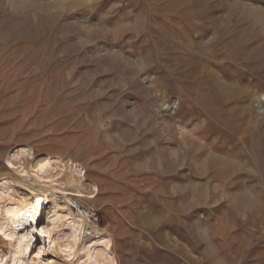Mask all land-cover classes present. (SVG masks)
<instances>
[{"label":"rangeland","instance_id":"rangeland-1","mask_svg":"<svg viewBox=\"0 0 264 264\" xmlns=\"http://www.w3.org/2000/svg\"><path fill=\"white\" fill-rule=\"evenodd\" d=\"M260 92L264 0H0V168L83 164L119 264H264Z\"/></svg>","mask_w":264,"mask_h":264},{"label":"bare ground","instance_id":"bare-ground-1","mask_svg":"<svg viewBox=\"0 0 264 264\" xmlns=\"http://www.w3.org/2000/svg\"><path fill=\"white\" fill-rule=\"evenodd\" d=\"M168 100L174 110L178 100ZM85 202L95 201L73 157L7 151L0 168V264H119L113 233L91 219Z\"/></svg>","mask_w":264,"mask_h":264},{"label":"built area","instance_id":"built-area-1","mask_svg":"<svg viewBox=\"0 0 264 264\" xmlns=\"http://www.w3.org/2000/svg\"><path fill=\"white\" fill-rule=\"evenodd\" d=\"M78 208H80V211L82 213H85L86 212V210H85L86 208H84L83 206L78 207ZM89 216L91 217V219L93 221H95L96 223H99L98 215H97V212L95 210L92 209V211H90Z\"/></svg>","mask_w":264,"mask_h":264},{"label":"snow or ice","instance_id":"snow-or-ice-1","mask_svg":"<svg viewBox=\"0 0 264 264\" xmlns=\"http://www.w3.org/2000/svg\"><path fill=\"white\" fill-rule=\"evenodd\" d=\"M37 203H39V201H38ZM35 214H37V215H38V214H40V213H35Z\"/></svg>","mask_w":264,"mask_h":264}]
</instances>
